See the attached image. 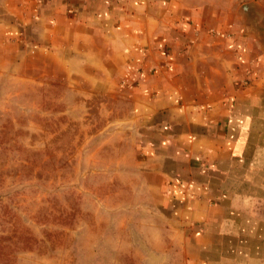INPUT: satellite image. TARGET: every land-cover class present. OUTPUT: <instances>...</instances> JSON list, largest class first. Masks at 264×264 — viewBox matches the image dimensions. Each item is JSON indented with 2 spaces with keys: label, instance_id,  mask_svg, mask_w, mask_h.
I'll use <instances>...</instances> for the list:
<instances>
[{
  "label": "crops",
  "instance_id": "0c3cea01",
  "mask_svg": "<svg viewBox=\"0 0 264 264\" xmlns=\"http://www.w3.org/2000/svg\"><path fill=\"white\" fill-rule=\"evenodd\" d=\"M67 53L130 103L189 264H264V0H0L1 60Z\"/></svg>",
  "mask_w": 264,
  "mask_h": 264
},
{
  "label": "rangeland",
  "instance_id": "374dc122",
  "mask_svg": "<svg viewBox=\"0 0 264 264\" xmlns=\"http://www.w3.org/2000/svg\"><path fill=\"white\" fill-rule=\"evenodd\" d=\"M0 66V194L14 192L23 264H189L137 156L130 103L67 53ZM21 229V230H20ZM29 249V250H28Z\"/></svg>",
  "mask_w": 264,
  "mask_h": 264
},
{
  "label": "trees",
  "instance_id": "16d2710c",
  "mask_svg": "<svg viewBox=\"0 0 264 264\" xmlns=\"http://www.w3.org/2000/svg\"><path fill=\"white\" fill-rule=\"evenodd\" d=\"M15 204L14 192L0 194V264H23L13 252L33 243L32 235L19 227L20 216L12 210ZM18 227L21 228L20 232Z\"/></svg>",
  "mask_w": 264,
  "mask_h": 264
}]
</instances>
